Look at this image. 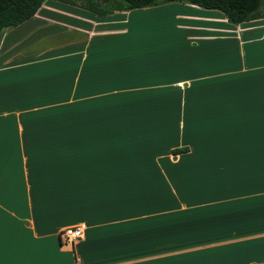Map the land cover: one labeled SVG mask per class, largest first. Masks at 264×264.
Segmentation results:
<instances>
[{
	"label": "crops",
	"instance_id": "1",
	"mask_svg": "<svg viewBox=\"0 0 264 264\" xmlns=\"http://www.w3.org/2000/svg\"><path fill=\"white\" fill-rule=\"evenodd\" d=\"M0 264H264V17L49 0L6 29Z\"/></svg>",
	"mask_w": 264,
	"mask_h": 264
},
{
	"label": "trees",
	"instance_id": "2",
	"mask_svg": "<svg viewBox=\"0 0 264 264\" xmlns=\"http://www.w3.org/2000/svg\"><path fill=\"white\" fill-rule=\"evenodd\" d=\"M49 0H0V37L8 28H15L32 19ZM81 7L97 16L128 12L163 4H191L206 10L220 11L231 23L242 24L264 17V0H53ZM186 150H174L180 154ZM61 235V234H60ZM61 240V237H60ZM62 243V241H61Z\"/></svg>",
	"mask_w": 264,
	"mask_h": 264
},
{
	"label": "rangeland",
	"instance_id": "3",
	"mask_svg": "<svg viewBox=\"0 0 264 264\" xmlns=\"http://www.w3.org/2000/svg\"><path fill=\"white\" fill-rule=\"evenodd\" d=\"M168 5H171V4H168ZM75 7H77V6H75ZM77 8L79 10H83V8H81V7H77ZM163 8H166V7H163ZM138 12L139 11H137L135 13V15L133 16V18L135 17L136 19L133 20V18H132V22L129 25V27L132 30L134 29L135 31L140 30V33H142L146 29H152L153 26H158V25H163L165 23H168L170 20L176 19V16H177L175 11L169 12V11H167V9H162L160 11H157V12H155L156 14L152 13V12L144 13L145 11H140L141 13H138ZM136 14H139V15H136ZM98 17H100V16H98ZM27 26L28 25L18 29L17 33L20 34L21 30L25 29ZM153 28H155V27H153ZM174 29L175 28L173 26L171 29H168V30H170V33H172V34H178L177 32L174 31ZM153 32H154V30H153ZM156 33H158V32L156 31ZM48 42L50 43L51 41H48Z\"/></svg>",
	"mask_w": 264,
	"mask_h": 264
},
{
	"label": "built area",
	"instance_id": "4",
	"mask_svg": "<svg viewBox=\"0 0 264 264\" xmlns=\"http://www.w3.org/2000/svg\"><path fill=\"white\" fill-rule=\"evenodd\" d=\"M61 241L65 245H73L84 237L83 226H73L61 232Z\"/></svg>",
	"mask_w": 264,
	"mask_h": 264
}]
</instances>
